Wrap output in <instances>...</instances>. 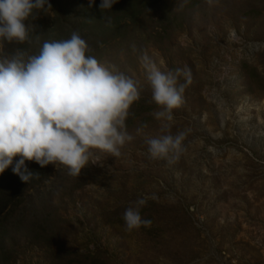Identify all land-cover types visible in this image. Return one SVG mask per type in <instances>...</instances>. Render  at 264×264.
I'll use <instances>...</instances> for the list:
<instances>
[{
	"label": "rangeland",
	"instance_id": "obj_1",
	"mask_svg": "<svg viewBox=\"0 0 264 264\" xmlns=\"http://www.w3.org/2000/svg\"><path fill=\"white\" fill-rule=\"evenodd\" d=\"M49 3L25 21L28 41L0 43V59L77 31L137 82L133 140L79 177L25 161L39 173L26 184L16 157L0 173V264H264V0H117L103 12L101 0ZM144 57L191 70L170 129L153 116ZM179 132L178 160L149 159L147 139ZM153 194L140 209L151 225L127 231L126 208Z\"/></svg>",
	"mask_w": 264,
	"mask_h": 264
},
{
	"label": "clouds",
	"instance_id": "obj_2",
	"mask_svg": "<svg viewBox=\"0 0 264 264\" xmlns=\"http://www.w3.org/2000/svg\"><path fill=\"white\" fill-rule=\"evenodd\" d=\"M115 3L101 0L100 10H110ZM93 4L88 0L89 7ZM45 7H52L49 0H0V43L28 41L30 25L25 21ZM105 19L111 23L110 17ZM90 52L86 40L73 31L68 39L44 41L38 54L17 48L0 59V173L19 157L12 170L26 184L39 173L29 171L25 161L63 166L68 175L79 177L100 154L120 157L133 140L126 120L141 97L137 82ZM143 61L151 102L158 109L153 116L162 129H170L174 110L184 104L191 70L161 71L147 57ZM181 77L185 83L179 82ZM184 139L185 132L149 138L147 155L172 164L185 150ZM148 199L158 197L138 198L126 208L122 218L127 231L151 225L140 212Z\"/></svg>",
	"mask_w": 264,
	"mask_h": 264
},
{
	"label": "trees",
	"instance_id": "obj_3",
	"mask_svg": "<svg viewBox=\"0 0 264 264\" xmlns=\"http://www.w3.org/2000/svg\"><path fill=\"white\" fill-rule=\"evenodd\" d=\"M22 50H24L25 48L21 47ZM9 191V189H8ZM8 194L9 192H7L6 194L4 195H0V204L4 205V207L6 206V201H7V198H8Z\"/></svg>",
	"mask_w": 264,
	"mask_h": 264
}]
</instances>
